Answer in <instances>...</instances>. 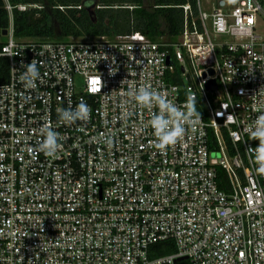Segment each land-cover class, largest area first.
<instances>
[{
    "label": "built area",
    "instance_id": "obj_1",
    "mask_svg": "<svg viewBox=\"0 0 264 264\" xmlns=\"http://www.w3.org/2000/svg\"><path fill=\"white\" fill-rule=\"evenodd\" d=\"M208 5H181L172 38L16 39L10 25L0 45V264H264V174L248 150L264 111V0ZM31 62L40 76L27 87ZM141 87L199 113L164 149L149 126L159 108L134 99ZM81 99L89 117L62 120ZM45 129L58 136L52 156L40 150ZM167 239L175 251L150 257Z\"/></svg>",
    "mask_w": 264,
    "mask_h": 264
},
{
    "label": "trees",
    "instance_id": "obj_2",
    "mask_svg": "<svg viewBox=\"0 0 264 264\" xmlns=\"http://www.w3.org/2000/svg\"><path fill=\"white\" fill-rule=\"evenodd\" d=\"M186 3L196 12V0H0V45L4 40L2 31L10 25L16 39L68 41L82 37L113 38L131 32L151 39L163 35L172 38L182 30L181 5ZM19 5L26 8L21 10ZM5 61L0 58V82L5 81ZM226 143L231 149L228 138ZM217 173L219 185L226 187L225 172L218 168ZM174 251L173 240L167 239L152 245L149 256ZM175 264L190 262L182 259Z\"/></svg>",
    "mask_w": 264,
    "mask_h": 264
},
{
    "label": "clouds",
    "instance_id": "obj_3",
    "mask_svg": "<svg viewBox=\"0 0 264 264\" xmlns=\"http://www.w3.org/2000/svg\"><path fill=\"white\" fill-rule=\"evenodd\" d=\"M104 60H111L115 64V58H109L103 53ZM110 74L114 75L116 68L109 69ZM40 73L36 63H29L26 71L21 79L27 87H34L35 82L39 79ZM134 99L144 106L156 105L159 108L158 113H154L149 121V126L152 128L157 137V147L164 149L167 146L176 143V141L185 134L184 122L191 119L196 113L194 102L187 104V112L182 111L177 105L162 96L158 92L152 91L149 87H141L134 94ZM89 106L81 99L80 103L75 109L61 110L60 118L68 124L74 123L76 120H86L90 114ZM44 138L40 144V150L45 155H55L58 148L57 133L51 129L42 130ZM252 140L258 141L257 145L252 148L249 147V152L255 157L259 164L258 172L264 174V111L255 119L252 126L248 130Z\"/></svg>",
    "mask_w": 264,
    "mask_h": 264
},
{
    "label": "rangeland",
    "instance_id": "obj_4",
    "mask_svg": "<svg viewBox=\"0 0 264 264\" xmlns=\"http://www.w3.org/2000/svg\"><path fill=\"white\" fill-rule=\"evenodd\" d=\"M201 4L202 10H207L209 8L208 2L210 0H199ZM256 31L260 33L262 36H264V15H258V25L256 28ZM87 37L82 38H70V40H87Z\"/></svg>",
    "mask_w": 264,
    "mask_h": 264
},
{
    "label": "water",
    "instance_id": "obj_5",
    "mask_svg": "<svg viewBox=\"0 0 264 264\" xmlns=\"http://www.w3.org/2000/svg\"><path fill=\"white\" fill-rule=\"evenodd\" d=\"M94 5H92V7H93ZM91 7V8H92ZM90 13L92 14L93 13V10L92 9H90ZM8 34V29H4L3 31H2V36H6ZM212 72V71H211ZM206 88H208V89H214L215 88V84H214V81H212V80H210V81H208L207 83H206ZM182 259H186L185 257H180V258H178L176 261H179V260H182Z\"/></svg>",
    "mask_w": 264,
    "mask_h": 264
}]
</instances>
